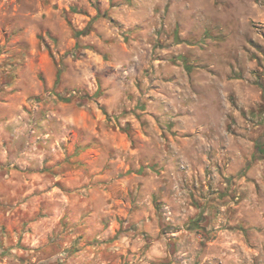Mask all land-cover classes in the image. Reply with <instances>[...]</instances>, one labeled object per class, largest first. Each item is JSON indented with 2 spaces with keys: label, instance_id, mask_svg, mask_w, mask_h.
Instances as JSON below:
<instances>
[{
  "label": "clouds",
  "instance_id": "9594fccd",
  "mask_svg": "<svg viewBox=\"0 0 264 264\" xmlns=\"http://www.w3.org/2000/svg\"><path fill=\"white\" fill-rule=\"evenodd\" d=\"M0 264H264V0H0Z\"/></svg>",
  "mask_w": 264,
  "mask_h": 264
}]
</instances>
